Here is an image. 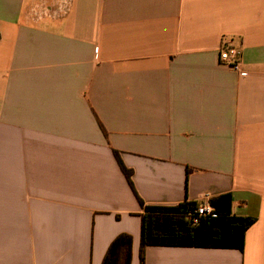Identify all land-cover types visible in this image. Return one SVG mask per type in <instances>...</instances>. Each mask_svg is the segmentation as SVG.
<instances>
[{
    "label": "crops",
    "instance_id": "obj_1",
    "mask_svg": "<svg viewBox=\"0 0 264 264\" xmlns=\"http://www.w3.org/2000/svg\"><path fill=\"white\" fill-rule=\"evenodd\" d=\"M223 195L241 251L144 264H264V0H0V264H101L119 234L140 264L136 196Z\"/></svg>",
    "mask_w": 264,
    "mask_h": 264
},
{
    "label": "trees",
    "instance_id": "obj_2",
    "mask_svg": "<svg viewBox=\"0 0 264 264\" xmlns=\"http://www.w3.org/2000/svg\"><path fill=\"white\" fill-rule=\"evenodd\" d=\"M117 164L131 189V170L127 169L117 151L113 150ZM143 209L141 218L140 264H144L146 246H198L243 249L245 231L254 219L236 217L231 214V200L228 195L210 201L215 207L216 217L199 218L197 224L191 221V212L197 203L184 202L175 207L144 205L136 196ZM131 236L119 234L109 244L101 264H130Z\"/></svg>",
    "mask_w": 264,
    "mask_h": 264
},
{
    "label": "built area",
    "instance_id": "obj_3",
    "mask_svg": "<svg viewBox=\"0 0 264 264\" xmlns=\"http://www.w3.org/2000/svg\"><path fill=\"white\" fill-rule=\"evenodd\" d=\"M219 61L224 63L229 68L238 71L239 69V52H237L233 48H223L219 52ZM191 221L193 224H197L199 218L216 217V210L213 205L209 201H203L198 203L196 209H194L191 213Z\"/></svg>",
    "mask_w": 264,
    "mask_h": 264
}]
</instances>
